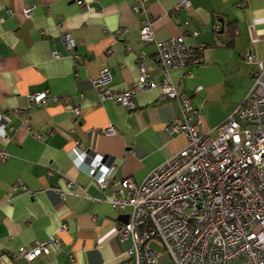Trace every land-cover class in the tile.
<instances>
[{"label":"crops","instance_id":"1","mask_svg":"<svg viewBox=\"0 0 264 264\" xmlns=\"http://www.w3.org/2000/svg\"><path fill=\"white\" fill-rule=\"evenodd\" d=\"M141 1L146 11L135 9ZM176 1L0 0V146L8 153L0 160V264L129 263L116 234L119 215L127 211L104 199L113 183H140L186 145L183 133L167 128L182 116L180 101L162 93L155 43L139 42L144 18L156 40L185 31L188 44H203L198 64L167 71L200 114V131L222 123L241 104L254 70L244 55L264 59V0H190L188 9L172 12ZM65 34L71 48L62 41ZM141 66L152 85L135 93L132 108L100 101L92 81L101 68L110 70V85L119 90L138 80ZM38 90L67 100L30 105L28 94ZM72 105L79 108L75 117ZM108 125L114 134L104 132ZM98 158L111 176L103 189L87 174ZM69 180L75 185L62 198L59 190ZM49 238L57 239L50 253L29 263L19 254ZM163 255L158 264H169Z\"/></svg>","mask_w":264,"mask_h":264},{"label":"built area","instance_id":"2","mask_svg":"<svg viewBox=\"0 0 264 264\" xmlns=\"http://www.w3.org/2000/svg\"><path fill=\"white\" fill-rule=\"evenodd\" d=\"M189 6L190 0H177L172 12ZM135 9L146 11L147 6L141 1ZM30 10H24L26 16ZM185 34L156 40L149 18H144L138 29L141 44L156 45L153 58L164 73L163 95L180 101L182 116L167 128L183 133L186 145L152 168L140 183L130 178L113 183V193L104 200L121 213L127 211V222L116 229L120 242L126 244L123 254L130 260L127 264H158L162 254L169 264H264V59L251 51L244 55V61L254 65L246 96L222 123L200 131V114L180 80L172 82L167 72L170 68L184 71L200 61L203 44H188ZM62 41L67 48L73 46L69 34L63 35ZM255 41L252 37L251 43ZM52 55L58 54L52 51ZM139 71L131 87L118 90L110 85V70L101 68L92 81L100 101L108 98L132 108L135 93L152 85L142 66ZM27 98L37 107L67 100L48 90L33 91ZM70 111L74 117L79 114L76 105ZM104 132L111 135L116 129L108 125ZM72 151L84 160L76 147ZM7 157L0 146V160ZM87 174L100 189L111 178L100 158L89 164ZM73 185L69 180L67 189L59 190L62 198ZM50 245H57V239L22 247L19 254L29 263L40 253H50Z\"/></svg>","mask_w":264,"mask_h":264},{"label":"water","instance_id":"3","mask_svg":"<svg viewBox=\"0 0 264 264\" xmlns=\"http://www.w3.org/2000/svg\"><path fill=\"white\" fill-rule=\"evenodd\" d=\"M128 215L127 214H120L119 215V221L121 223H126L127 222Z\"/></svg>","mask_w":264,"mask_h":264},{"label":"rangeland","instance_id":"4","mask_svg":"<svg viewBox=\"0 0 264 264\" xmlns=\"http://www.w3.org/2000/svg\"><path fill=\"white\" fill-rule=\"evenodd\" d=\"M164 255H165V254H164ZM164 255H163V256H164ZM165 256H166V255H165ZM161 257H162V255L159 257V260H160V261H159V263H160V262H161V260H162V258H161ZM166 257H167V256H166ZM167 259H168V257H167Z\"/></svg>","mask_w":264,"mask_h":264}]
</instances>
